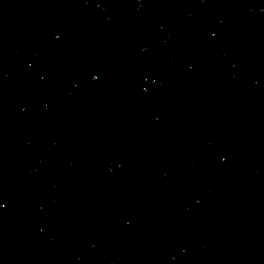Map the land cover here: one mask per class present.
I'll return each mask as SVG.
<instances>
[{"label":"water","instance_id":"95a60500","mask_svg":"<svg viewBox=\"0 0 264 264\" xmlns=\"http://www.w3.org/2000/svg\"><path fill=\"white\" fill-rule=\"evenodd\" d=\"M0 264H264V0H0Z\"/></svg>","mask_w":264,"mask_h":264}]
</instances>
